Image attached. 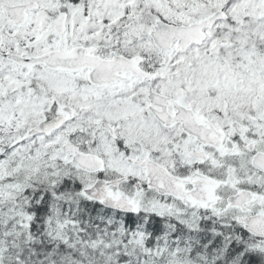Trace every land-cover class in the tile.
Listing matches in <instances>:
<instances>
[{
    "label": "snow or ice",
    "instance_id": "6c2138e0",
    "mask_svg": "<svg viewBox=\"0 0 264 264\" xmlns=\"http://www.w3.org/2000/svg\"><path fill=\"white\" fill-rule=\"evenodd\" d=\"M0 264H264V0H0Z\"/></svg>",
    "mask_w": 264,
    "mask_h": 264
}]
</instances>
